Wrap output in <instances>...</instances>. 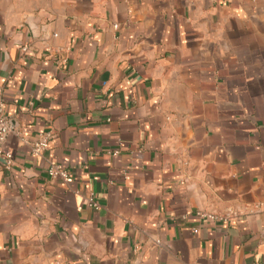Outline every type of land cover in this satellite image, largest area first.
Listing matches in <instances>:
<instances>
[{
    "label": "crops",
    "instance_id": "1",
    "mask_svg": "<svg viewBox=\"0 0 264 264\" xmlns=\"http://www.w3.org/2000/svg\"><path fill=\"white\" fill-rule=\"evenodd\" d=\"M0 103V264H264V0H0Z\"/></svg>",
    "mask_w": 264,
    "mask_h": 264
},
{
    "label": "built area",
    "instance_id": "2",
    "mask_svg": "<svg viewBox=\"0 0 264 264\" xmlns=\"http://www.w3.org/2000/svg\"><path fill=\"white\" fill-rule=\"evenodd\" d=\"M1 107V103H0ZM12 131V128L10 126L9 120L7 117H5L3 114H1L0 109V158H5L6 166H9L10 160H11V153L3 150L4 142L9 135V133ZM47 136L40 137V139L33 145V148L31 149L32 155L36 156L38 155L42 150H44L47 147ZM47 174L51 178H61V179H67V174L65 171H63L60 167L52 166L47 169ZM88 204L93 209H97V204L93 201V199L90 197L88 199ZM199 216L206 217L208 219H213V216L211 215H204V214H198Z\"/></svg>",
    "mask_w": 264,
    "mask_h": 264
}]
</instances>
